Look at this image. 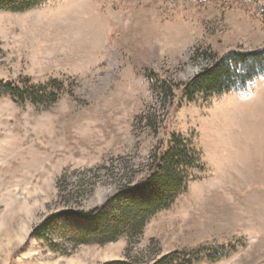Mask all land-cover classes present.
<instances>
[{"label":"rangeland","instance_id":"obj_1","mask_svg":"<svg viewBox=\"0 0 264 264\" xmlns=\"http://www.w3.org/2000/svg\"><path fill=\"white\" fill-rule=\"evenodd\" d=\"M263 47L264 0L0 8V80L56 96H0V264H152L182 252L192 264H264V76L240 91H181L209 59ZM173 134L195 165L138 233L76 242L55 221L30 236L51 214L135 185Z\"/></svg>","mask_w":264,"mask_h":264},{"label":"trees","instance_id":"obj_2","mask_svg":"<svg viewBox=\"0 0 264 264\" xmlns=\"http://www.w3.org/2000/svg\"><path fill=\"white\" fill-rule=\"evenodd\" d=\"M45 0H0V8L23 11ZM258 76H264V47L250 50H230L222 56L211 58L188 81L182 83L184 97L194 93H225L244 90ZM23 87L16 82L0 80L3 93L31 101H52L55 95L45 93L46 85L29 84ZM196 152L183 144L177 135H171L167 144L152 158L146 174L133 186L124 185L101 205L87 211L64 210L49 215L30 233L38 234L53 222L63 221L69 227L66 236L76 242L103 243L123 234H136L146 219L157 210L168 207L188 179L187 169L194 166ZM80 238V241H79ZM180 254V255H179ZM196 256L189 253H170L152 264H192ZM103 264H132L126 261H109Z\"/></svg>","mask_w":264,"mask_h":264}]
</instances>
